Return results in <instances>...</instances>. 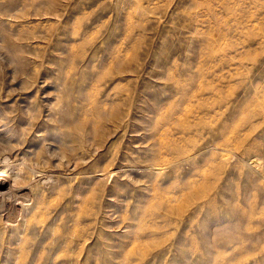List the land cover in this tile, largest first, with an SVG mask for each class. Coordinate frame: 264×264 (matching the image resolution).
<instances>
[{"label":"rangeland","instance_id":"374dc122","mask_svg":"<svg viewBox=\"0 0 264 264\" xmlns=\"http://www.w3.org/2000/svg\"><path fill=\"white\" fill-rule=\"evenodd\" d=\"M4 167L0 264H264V0H0Z\"/></svg>","mask_w":264,"mask_h":264},{"label":"bare ground","instance_id":"6f19581e","mask_svg":"<svg viewBox=\"0 0 264 264\" xmlns=\"http://www.w3.org/2000/svg\"><path fill=\"white\" fill-rule=\"evenodd\" d=\"M158 97V96H157ZM162 100V99H161ZM160 101V100H159ZM182 110H184V109H182ZM111 113V112H110ZM186 113H187V111H186ZM102 114V113H101ZM179 114H181V113H179ZM100 115V114H99ZM186 115V114H185ZM115 117V116H114ZM180 117H181V115H180ZM177 118H179V117H177ZM173 119H175V118H173ZM186 119V118H185ZM110 120V119H109ZM177 120V119H176ZM117 121V120H116ZM115 123V122H114ZM177 123H179V122H177ZM180 123H182L181 121H180ZM184 124V123H183ZM182 124V125H183ZM154 127V126H153ZM164 129V128H163ZM167 129V128H166ZM189 129V128H188ZM169 130V129H168ZM212 130V129H211ZM161 131H162V128H161ZM181 131V130H180ZM167 132V131H166ZM210 131L208 130V133H209ZM214 132V131H213ZM162 133H164L163 131H162ZM185 133V132H184ZM215 133V132H214ZM155 135V134H154ZM158 136H160V135H158ZM164 137V136H163ZM162 138V137H161ZM170 142V141H169ZM162 143V142H161ZM163 144V143H162ZM169 144V143H168ZM174 144V143H173ZM222 147V146H221ZM171 148V147H170ZM214 148V147H213ZM215 148H217V147H215ZM223 148V147H222ZM174 149H176V148H174ZM182 150H183V148H181ZM220 149V148H219ZM161 150V149H160ZM225 150V149H224ZM181 151V150H180ZM161 152V151H160ZM174 152H176V151H174ZM180 155V154H179ZM179 157V156H178ZM181 157H183V156H181ZM3 158H4V156H3ZM6 158H7V156H6ZM187 158V157H186ZM5 159V158H4ZM176 159V158H175ZM172 161H173V159H171ZM4 161V160H3ZM5 161H6V159H5ZM181 161V160H180ZM257 161V160H256ZM158 162V161H157ZM177 162V161H176ZM254 162V161H253ZM252 162V163H253ZM167 164V163H166ZM171 165H172V163H170ZM169 164V165H170ZM174 164V163H173ZM247 164H249V162L247 163ZM253 165V164H252ZM174 166H176V165H174ZM254 166H256V165H254ZM159 167V166H158ZM163 167V166H162ZM178 167V166H177ZM180 167V166H179ZM193 167H195V166H193ZM192 167V168H193ZM151 168V167H150ZM166 168V167H165ZM173 168V167H172ZM257 168V167H256ZM110 169V168H109ZM116 169V168H115ZM119 169V168H118ZM156 169H158V168H156ZM159 169H160V167H159ZM174 169V168H173ZM258 169V168H257ZM113 170V169H112ZM34 171V170H33ZM108 171V170H107ZM179 171V170H178ZM181 171V170H180ZM186 171V170H185ZM15 171H13V173L11 172V173H6V170H5V167H4V169L3 168H0V214L3 216V218L8 222V223H14L16 220H17V217L19 216V207L17 206V203H16V201H13L12 203H11V207H12V209L10 210V212L8 211V210H6L5 209V204L7 203V201L8 200H6V195H5V192L2 190V189H4L5 187H7V188H11V185L12 184H10V180L12 181V177H13V180L15 179V177H17L19 174L18 173H14ZM102 172V171H101ZM100 172V173H101ZM110 172V175L113 173V172H115V171H113L112 173H111V171H109ZM117 173V172H116ZM175 173V172H174ZM260 173V172H259ZM102 174V173H101ZM104 174H105V171H104ZM119 174V173H118ZM188 174V173H187ZM2 175H4V176H2ZM122 175V174H121ZM125 175V174H124ZM12 176V177H11ZM126 176V175H125ZM177 176H178V174H177ZM180 176V175H179ZM19 177V176H18ZM109 177V176H108ZM163 181V180H162ZM13 182V181H12ZM170 186V185H169ZM153 187H155V186H153ZM20 188V187H19ZM21 188H24V187H21ZM12 189H14L13 190V192L15 191V188L13 187ZM157 189V188H156ZM7 194V193H6ZM20 195V194H19ZM21 196H22V199H21V201L22 202H28L29 200H30V195H29V192L27 191H25V192H22L21 193ZM175 196H176V194H175ZM175 196H174V198H175ZM14 200H17V199H14ZM4 208V209H3ZM169 222V221H168ZM174 223H175V221H174ZM169 224V223H168ZM149 225V224H148ZM159 226V225H158ZM169 226V225H168ZM176 226V225H175ZM153 227H155V226H153ZM174 227V226H173ZM175 230V229H174ZM149 232V231H148ZM147 234V233H146ZM156 235V234H155ZM174 243V242H173ZM169 244H172V243H169ZM172 250H174V249H172ZM175 251V250H174Z\"/></svg>","mask_w":264,"mask_h":264}]
</instances>
